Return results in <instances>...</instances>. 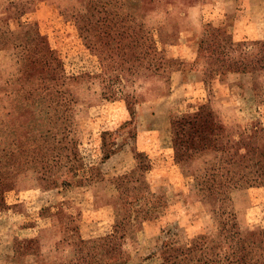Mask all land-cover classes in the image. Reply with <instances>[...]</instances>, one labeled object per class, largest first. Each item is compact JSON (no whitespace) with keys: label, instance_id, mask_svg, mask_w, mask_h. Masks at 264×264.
<instances>
[{"label":"rangeland","instance_id":"374dc122","mask_svg":"<svg viewBox=\"0 0 264 264\" xmlns=\"http://www.w3.org/2000/svg\"><path fill=\"white\" fill-rule=\"evenodd\" d=\"M199 3L225 7L222 26L191 25ZM247 15L264 32V0H0V264H161L162 243L221 237L206 232L220 186L237 257L264 264V33L227 28ZM192 80L210 99L189 110L175 89Z\"/></svg>","mask_w":264,"mask_h":264},{"label":"trees","instance_id":"16d2710c","mask_svg":"<svg viewBox=\"0 0 264 264\" xmlns=\"http://www.w3.org/2000/svg\"><path fill=\"white\" fill-rule=\"evenodd\" d=\"M188 123V121L182 120L176 123V127L179 128V131H183L184 125H187ZM225 144H229V142L226 141ZM223 156V159L228 157L227 160L231 161V158L234 156V154L232 153V147L229 146V150L224 149ZM1 157L4 156L0 155V162ZM1 168L2 165L0 164V188L2 186H7L5 176L2 175L4 172L1 170ZM256 183H254L253 180L251 183H246L243 188L250 189L258 187V185H255ZM220 195L221 197H216L214 200H212V204L210 205L209 211L213 219V227L210 229L211 231L207 230L206 232H208L209 234L215 231L221 237L218 238L216 242H214L208 236L198 235L197 237H194L185 242L175 241L173 244L162 243L157 251V257L161 264H171V260L176 259H178V262L182 264H185L186 262L188 263L190 262L189 258L192 257L191 254H195L196 252L198 254L196 257H192V260H194V262H197V264H223L222 261L225 264H250L251 260L245 259L243 254L239 253L240 256L237 257V252L241 250L239 243L240 241L237 237L238 234L234 223V214L232 212L231 200L228 196V193L226 191L224 192V188H222V186H220L218 190V196ZM162 232L171 235V239H174V237H176V234L171 233L169 229H164V231ZM104 238L107 239L108 237ZM77 241L80 242L81 240L78 239ZM30 243L31 242L29 241H20L19 243L16 242V245H14L15 249H13L14 256L12 255L13 257H15L16 261L19 262L22 250L28 249L27 245H29ZM97 245L99 250H103L104 243H100L99 241V244ZM108 250L109 253H111L115 257H120L121 259L123 253L120 251V248H116L114 246V248L108 247ZM214 250L219 251L220 253L222 252L223 255L220 260L218 259V253L214 252ZM226 250L229 252L227 256H225ZM96 253L98 254L99 252L96 251Z\"/></svg>","mask_w":264,"mask_h":264},{"label":"crops","instance_id":"0c3cea01","mask_svg":"<svg viewBox=\"0 0 264 264\" xmlns=\"http://www.w3.org/2000/svg\"><path fill=\"white\" fill-rule=\"evenodd\" d=\"M217 6H219L218 3H217ZM187 8L189 9V14H190L189 15L190 24L193 26L197 25V26H199V28L202 25L209 23V21L211 22V26H214V27L222 26L223 19H224V13L225 12L227 13V10L225 7H223L221 10L219 7H213V9L214 8H216V9L214 11H212L211 8H208V7L206 8V5H203L201 3H199L198 5L193 6V7L187 6ZM211 11L213 13L212 15H215V16L208 17L207 15ZM235 13H237V11H235ZM195 15L196 16L198 15L199 17H196ZM261 19L262 18L256 20L251 15L245 16V19H244V17L240 18L237 16H232V20H230V24L227 26V28L229 30L228 33H229L231 41L232 42H238V41L253 40V39L258 38L259 34L264 33V32H261V26L263 25L262 22L260 24L258 23V21H260ZM196 40H198V39H196ZM154 41H155V43H157L159 41V38L154 39ZM179 42H181V41H179ZM155 45H157V44H155ZM193 50H194L193 45L188 44V45L178 46L180 60H183L184 63L192 64L193 58L195 56ZM176 77H177V73H176ZM176 82H175V84H177ZM179 83H181V82H178V85H179L178 89L176 88L175 90L176 91L177 90L183 91L185 89V92L187 93V98H188V100H186V104H187V107L189 110H191L192 106H195L196 104H198V102L199 103H205L208 99H210V97L204 96V90H203V88H201L202 85L195 84L196 83L195 81H193V80L190 81L188 86L180 85ZM216 84L220 88L223 87V85H224L225 91L228 92L227 95L231 96L232 100H236L237 97H236V94L234 93L235 87H232L231 85H228L225 83L221 84L219 81ZM202 91H203V95L201 94ZM213 99H218V98H213ZM221 100H223V99H221ZM195 101H197V103H195ZM221 104H223V101L220 102L219 106H221ZM226 119H227V117H226ZM147 133H149V132H141L138 136L139 138L137 137L138 138V140H136L137 149H139L141 151L149 149L146 142H143L141 140L142 138H144L146 136L148 137V135H146Z\"/></svg>","mask_w":264,"mask_h":264}]
</instances>
